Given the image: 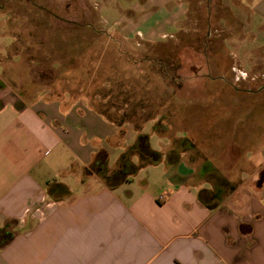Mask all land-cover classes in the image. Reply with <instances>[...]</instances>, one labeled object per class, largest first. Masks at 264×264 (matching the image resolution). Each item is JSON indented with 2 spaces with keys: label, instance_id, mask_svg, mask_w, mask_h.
Instances as JSON below:
<instances>
[{
  "label": "crops",
  "instance_id": "crops-1",
  "mask_svg": "<svg viewBox=\"0 0 264 264\" xmlns=\"http://www.w3.org/2000/svg\"><path fill=\"white\" fill-rule=\"evenodd\" d=\"M254 12L264 18V0ZM6 59L0 58V228L10 223L14 236L0 247V264H264V180L242 188L247 194L240 198L230 188L208 208L198 193L224 190L207 176L221 169L203 161L210 166L197 178L184 153L173 163L144 165L159 168V186L133 177L109 189L96 177L84 179L82 168L99 149L113 169L139 134L119 138L102 101L79 96L87 86L70 74H37L29 65L20 73ZM157 138L163 161L174 138ZM215 139L223 148L232 141ZM253 139H238V146L246 160L259 157L256 170L264 172V141ZM50 181L67 185L70 195L49 197Z\"/></svg>",
  "mask_w": 264,
  "mask_h": 264
},
{
  "label": "rangeland",
  "instance_id": "rangeland-1",
  "mask_svg": "<svg viewBox=\"0 0 264 264\" xmlns=\"http://www.w3.org/2000/svg\"><path fill=\"white\" fill-rule=\"evenodd\" d=\"M258 1L0 0V58L20 73L29 65L40 69L37 74H70L72 82L87 86L79 96L102 101L117 134H150L152 151L161 147L158 136H181L172 140L175 148L187 138L189 145L177 150L197 168L196 177L210 166L203 161H215L221 172L207 176L223 184L219 197L236 188L240 198L247 194L242 188L254 189L261 171L259 157L246 160L238 139L264 141ZM28 54L37 57L31 64ZM217 137L232 141L223 148ZM132 153L137 163L150 161L145 152ZM154 166L140 167L134 178L159 186Z\"/></svg>",
  "mask_w": 264,
  "mask_h": 264
},
{
  "label": "trees",
  "instance_id": "trees-1",
  "mask_svg": "<svg viewBox=\"0 0 264 264\" xmlns=\"http://www.w3.org/2000/svg\"><path fill=\"white\" fill-rule=\"evenodd\" d=\"M119 131L124 132L123 128ZM119 138H123V134H118ZM187 138L180 139V143L174 147L171 151L165 154V158L171 163L178 161L179 152L177 148H184L189 145ZM144 148V152L150 156V161L147 163H153L160 160L161 154L157 151H152L148 145V135L140 134L137 140L122 153L119 157L118 163L115 168L110 169L108 165V153L104 149H99L93 156L92 160L82 168V178H88L90 176L96 177L101 180L105 186L109 189H114L124 182L130 181L134 175L137 173L138 169L147 163H133L131 161V150H141ZM143 152V151H142ZM143 152V153H144ZM264 180V172L261 171L258 182ZM46 193L49 197L55 200H62L63 198L70 195V190L67 185L50 181L46 186ZM220 189L215 191L202 189L198 193L199 200L208 208H213L216 206V200H218ZM243 228V224L240 225ZM14 236V231L10 226V223H6L2 228H0V247L7 244Z\"/></svg>",
  "mask_w": 264,
  "mask_h": 264
},
{
  "label": "flooded vegetation",
  "instance_id": "flooded-vegetation-1",
  "mask_svg": "<svg viewBox=\"0 0 264 264\" xmlns=\"http://www.w3.org/2000/svg\"><path fill=\"white\" fill-rule=\"evenodd\" d=\"M141 150L144 152L145 150L141 147Z\"/></svg>",
  "mask_w": 264,
  "mask_h": 264
}]
</instances>
